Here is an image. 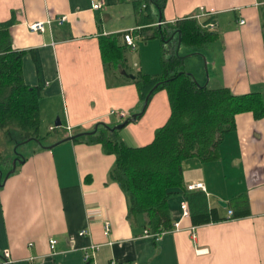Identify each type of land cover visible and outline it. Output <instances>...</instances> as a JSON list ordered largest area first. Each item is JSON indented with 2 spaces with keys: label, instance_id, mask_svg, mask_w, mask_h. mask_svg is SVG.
Returning <instances> with one entry per match:
<instances>
[{
  "label": "crops",
  "instance_id": "1",
  "mask_svg": "<svg viewBox=\"0 0 264 264\" xmlns=\"http://www.w3.org/2000/svg\"><path fill=\"white\" fill-rule=\"evenodd\" d=\"M96 1L101 2L97 8ZM161 14L162 25L188 15L204 24L213 21L217 34L207 49L188 47L183 54L189 57V71L204 83L205 75L196 76L204 55L211 70L205 84L226 86L236 94L258 91L264 101V0H166ZM61 15L63 20L56 19ZM48 17L54 18L43 31L29 29L30 22ZM127 17L132 23L125 24ZM136 17L132 0H0V21H12L11 46L39 51L44 75L39 119L54 123L53 135L44 138L39 132V141L1 180L0 264H264V115L236 113L219 158L182 163L184 189L189 182L203 181L208 206L226 218L193 224L189 212L182 214V205L188 209V204L185 191H179L169 199L178 227L158 237L144 233V215L139 223L127 218L125 195L108 177L114 154L103 151L99 142L64 138L79 128L90 130L96 121L118 123L137 108L133 78L121 73L123 65L131 69L129 52L121 53L117 65L107 63L99 44L103 35L137 32L142 24ZM117 42L126 45L122 33ZM142 57L133 61L135 75L161 72V67L150 72L140 64ZM21 68L25 82L36 84L28 51ZM112 108L127 112L121 116ZM144 111L124 125L135 145L150 142L154 129L166 121V90L153 93ZM238 197L246 200L244 206L234 201ZM229 208L247 213L231 217ZM83 228L87 232L80 234Z\"/></svg>",
  "mask_w": 264,
  "mask_h": 264
},
{
  "label": "trees",
  "instance_id": "2",
  "mask_svg": "<svg viewBox=\"0 0 264 264\" xmlns=\"http://www.w3.org/2000/svg\"><path fill=\"white\" fill-rule=\"evenodd\" d=\"M137 21L142 26L138 29L147 36L146 29L155 28L161 39L177 37L186 45H201L216 37V32L193 15L176 19L173 23L153 24L150 3L162 11L166 0H132ZM147 7V13L141 5ZM160 14L158 20H162ZM11 20L0 21V134L14 144L28 139H40L36 136L39 124L38 98L43 87V69L37 48L14 49L9 37ZM103 35L100 39L102 60L117 65L122 56L121 45L117 36ZM29 52L37 73V83L27 84L21 68L22 56ZM184 62V55L174 54L161 57V72L152 74L137 72L132 81L135 83L139 101H143L151 90L153 93L164 88L167 92L170 112L166 121L155 128L154 136L148 143L131 145L114 136V130L101 121L94 132L80 134L74 140L99 142L103 151L113 153L115 158L109 168L108 177L121 187L126 200V216L131 222L139 223V216L144 215V226L151 231L170 229L173 217L169 199L179 191H185L188 212L193 224L218 221L226 218L209 207L203 190H186L183 186V161L196 159L207 162L219 158V146L225 133L235 126V114L252 111L255 117L264 115V101L258 91L233 93L226 86L209 87L198 84L194 76L184 68L175 66ZM144 109L138 113V117ZM99 123V122H98ZM1 136V135H0ZM12 166L13 156L8 157ZM5 161L0 150V165ZM6 170L0 167L1 180ZM236 197H233V199ZM244 206L246 200L238 197L234 200ZM238 204L236 206H238ZM245 211H233L231 217L242 216Z\"/></svg>",
  "mask_w": 264,
  "mask_h": 264
},
{
  "label": "rangeland",
  "instance_id": "3",
  "mask_svg": "<svg viewBox=\"0 0 264 264\" xmlns=\"http://www.w3.org/2000/svg\"><path fill=\"white\" fill-rule=\"evenodd\" d=\"M150 6H151L150 7L151 8V15H152V17L154 19L153 22L155 24H157L158 23L157 20L159 18V15L161 14V11L157 10L156 5H154L153 3H150ZM141 8L144 11V14L147 13V10H148L147 7H144L143 5H141ZM130 23H132V19L130 17H127L125 24H130ZM154 32H155V28L154 27H150V28L146 29L147 36H143V34H141V32H139V31L132 32L133 40H134V42L136 44L135 48L126 46L125 44L121 45V52L122 53L123 52L124 53H126V52L128 53L129 52L128 55L130 57L129 58V62H131V64H130L131 69H129L128 66H125L126 68H124V65L122 66V68L126 69L127 71L130 70L128 72H132L133 73V70L135 68H137V65L136 66L133 65V61H137L138 62V55L142 53L143 57H142V60L140 61L141 62L140 64H142V65L144 64V66L146 65L145 68L150 70V72H155V70H159L160 67H161V64H160L161 57L167 59L168 57H170V56H172L174 54L183 55V54H185V52H187L186 49L188 47L198 48L199 51L201 50V47L203 49H207L206 45H205L207 43L201 44V45H195V46L194 45L190 46V45H186V44H183V43H178V40H177L176 36H173V38H171L169 40H165V41H164V39H161L160 36L157 33L155 34L156 36L151 37L150 35L152 33L154 34ZM206 61H207L206 57H204V55H201V58L199 60L200 72L196 73V76H197V74H199L200 76L205 75L206 79H205L203 84H205L206 81H207V78H208V75H209L208 73H211V70L209 72V68H208V65H207ZM189 64H190L189 57L185 56L184 57V62L183 63L181 62L180 66L176 65L175 69L176 70H180V69L184 68V70L186 72H189V73H191L194 76V74L191 71H189V69H188L190 67ZM194 78H195V76H194ZM161 89H164V88H161ZM148 103H149V101H148ZM148 103H147V105H148ZM142 106H143V101H140L138 106H137V108L134 109V111H132L130 113H127L125 115V117H121V121H123L124 119L130 117V115L132 113H134V112H141L142 111ZM145 109H146V107H145ZM116 114H118V113L116 112ZM142 114H143V112L138 117H136L135 119H140ZM40 120L41 119H39V124L37 126V131H36L35 135L38 137L39 132H40V134L43 133L44 138L47 136L48 133L53 135V130L52 129H48V127H49L48 122L43 123V121H40ZM121 121H118V123L121 122ZM132 122H134V121H132ZM53 125H54V123H53ZM95 125L101 127L102 126L101 121L99 123H98V121L93 123V125L91 127L92 129L90 128V130L89 129L81 130V128H79V130L76 131V132H79V131H92L93 128L95 127ZM112 125H114V124H112ZM129 133H130V130L124 128V126H123L121 128L115 129L114 136L117 137V138H122L128 144L135 145L128 138V134ZM0 135H1L0 136V150L2 151L3 157L5 159V161L0 165V167H1V169L3 171L4 170L7 171L9 169V166L11 165L10 159L8 157L13 156V159H14L16 157H19L20 155L28 154V152L30 151V148L36 144L35 143L36 141H38V139H30V140L24 141L22 143L14 144L13 141L7 140V136H3L2 131H1ZM78 136H80V135H78Z\"/></svg>",
  "mask_w": 264,
  "mask_h": 264
},
{
  "label": "built area",
  "instance_id": "4",
  "mask_svg": "<svg viewBox=\"0 0 264 264\" xmlns=\"http://www.w3.org/2000/svg\"><path fill=\"white\" fill-rule=\"evenodd\" d=\"M100 5H101V2H99V1H96V2L93 3V7H95V8L99 7ZM142 5L144 6V4H142ZM64 17H65L64 15H61L60 17H56V19H58L59 21H61V20L64 19ZM53 18L48 17L45 20H36V21L30 22L28 24V27L32 31H43L45 22L50 23V21H52ZM243 21H244L243 18H240L239 19V22H243ZM159 23H162V20H158V24ZM204 26H207V27L212 28L214 26V22L213 21L207 22V23L204 24ZM123 40L125 41L126 45H128L130 47H135L136 46V44H135V42L133 40L132 29H127V30H125L123 32ZM111 112H113V113H116L117 112L119 115L124 116L127 111L125 109H122V108L121 109H114V108H112L111 109ZM49 127H50V129H52L54 126L53 125H50ZM186 189H188V190H192V189H202V190L206 191V187H205L203 181H201V180L192 181V182L187 183L186 184ZM187 213H188V209H187L186 205L183 204L182 205V214H185L186 215ZM231 214H232V209L229 208L228 209V216H230ZM177 227H178V221L173 222V226L171 228H177ZM166 230H168V229H164V230H161V231H151L148 228H145L144 229V233L146 235H151L153 237H158V236L161 235L162 232H164ZM86 232H87V229H85V228L80 229V231H79L80 234H83V233H86ZM55 242H56V239L55 238H53V237L50 238L49 239V246L51 248H53ZM90 247L92 249H95L97 247V244L96 243H93L92 245H90ZM3 253H4L5 257H7L9 255L7 249H4ZM83 256H84L85 259H87L91 255H90V252L88 250H86L84 252V255ZM109 264H115V262L113 260H111Z\"/></svg>",
  "mask_w": 264,
  "mask_h": 264
},
{
  "label": "water",
  "instance_id": "5",
  "mask_svg": "<svg viewBox=\"0 0 264 264\" xmlns=\"http://www.w3.org/2000/svg\"><path fill=\"white\" fill-rule=\"evenodd\" d=\"M159 16H160V15H159ZM178 43H180L179 40H178ZM121 73H122L123 75L127 76V77H130V78H135V76H136L134 73H132V72H128V71H127L126 69H124V68L121 69ZM196 82H197L198 84H200L197 80H196ZM156 84H157V83H156ZM156 84L152 87V89L156 86ZM152 89H151V90H152ZM151 90L148 92V94L146 95V97H145L144 100H143L142 110L145 109V107H146V105H147L148 97H149V94H150ZM138 113H139V112H134V113H132V114L130 115V117L124 119L123 121H121V122H119V123H116V124H114V125H107V126H108V128H109L110 130H114V129L121 128V127H123L125 124H127L128 121H130V120H134V119L136 118V116L138 115ZM56 122H57V121H56ZM58 123H59V122H58ZM96 128H97V125H95V127L93 128L92 131H79V132H75V133L69 134V135L65 136L64 138H65V139H68V138L71 139V138H74V137H76V136H78V135H80V134H83L84 132H85V133H88V132H94V131L96 130ZM49 146H50V145H49ZM21 159H22L21 157H16V158H14V159L12 160V166L6 171V173L4 174V177H3V178H5L10 172H12V171L15 169L16 162H17V161H20ZM0 184H2V181H1V174H0ZM218 202H219V204H221V205H223V206H226V205H227V203H226L225 201L221 200V199H219Z\"/></svg>",
  "mask_w": 264,
  "mask_h": 264
}]
</instances>
